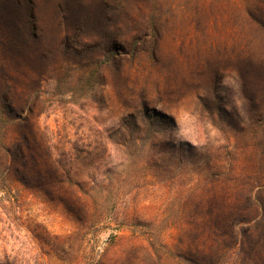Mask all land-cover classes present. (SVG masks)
<instances>
[{
  "label": "rangeland",
  "instance_id": "rangeland-1",
  "mask_svg": "<svg viewBox=\"0 0 264 264\" xmlns=\"http://www.w3.org/2000/svg\"><path fill=\"white\" fill-rule=\"evenodd\" d=\"M58 1L0 0V264H264V0Z\"/></svg>",
  "mask_w": 264,
  "mask_h": 264
},
{
  "label": "trees",
  "instance_id": "trees-1",
  "mask_svg": "<svg viewBox=\"0 0 264 264\" xmlns=\"http://www.w3.org/2000/svg\"><path fill=\"white\" fill-rule=\"evenodd\" d=\"M4 1V0H2ZM46 1V2H45ZM41 2L47 3L49 5V11L52 12V20L51 21H40V19H38V12L40 10V6H41ZM43 3V4H44ZM60 1L58 0H16V2L13 4V6L19 10V11H25L24 13L26 14V16H29L31 18V20L33 19V22L35 21V23H37V29L38 32L35 33L34 36H32V38L30 37V35L26 36L24 41H23V45L24 46H32L33 43H38L39 46L44 42V39L46 36H48L50 34V30H55L56 31V40L57 42L59 41V39L62 37L61 36V30L63 29V21L62 19L59 18V10H61V6H60ZM250 10V9H249ZM248 10V15L251 17L252 13L250 14V11ZM261 22H259V24H261L264 27V19H260ZM60 36V37H59ZM62 39V38H61ZM224 209H222L223 211ZM227 218L226 221H224V223L228 226V228L233 229L236 226L235 223V213L232 210H229V212L227 213ZM220 222V221H218ZM249 222V221H247ZM210 226V223H209ZM212 239V238H211ZM234 239V238H233ZM208 240V238H207ZM200 241H205V239L200 240ZM213 243H215V245L218 244V242L216 240H211ZM237 243H235L236 245ZM234 245V246H235ZM242 245V243H240L239 247ZM233 248V247H232ZM213 264H220L218 263V261L215 260V262Z\"/></svg>",
  "mask_w": 264,
  "mask_h": 264
}]
</instances>
